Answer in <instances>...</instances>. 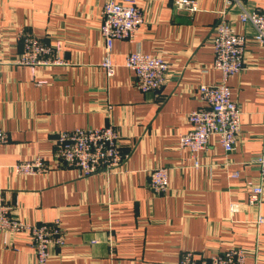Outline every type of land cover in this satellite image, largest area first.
<instances>
[{
    "label": "crops",
    "instance_id": "0c3cea01",
    "mask_svg": "<svg viewBox=\"0 0 264 264\" xmlns=\"http://www.w3.org/2000/svg\"><path fill=\"white\" fill-rule=\"evenodd\" d=\"M104 1L0 0V126L8 134L0 143L3 201L26 222L59 218L66 235L50 248L47 264H175L184 250L209 256L235 246L245 250L247 264H264V221L254 223L258 208L247 204L246 186L258 174L252 158L264 152V47L231 7L227 17L248 39L244 68L226 80L240 106L239 133L230 152L210 137L193 166L179 136L191 127L187 113L202 105L199 84L221 79L211 67V40L223 1L194 0L190 11L174 0H137L143 22L134 41L113 40L110 76L100 65ZM243 2L264 10V0ZM19 30L57 46L64 63H15ZM136 49L163 52L169 63L158 90L134 86L124 59ZM108 124L127 154L119 168L77 176L54 163L57 132ZM35 156L45 164L40 172L15 171L16 162ZM155 166L168 167L162 193L148 186ZM259 212L264 218V182ZM0 264H36L27 234L6 244L0 235Z\"/></svg>",
    "mask_w": 264,
    "mask_h": 264
},
{
    "label": "built area",
    "instance_id": "2783aa9c",
    "mask_svg": "<svg viewBox=\"0 0 264 264\" xmlns=\"http://www.w3.org/2000/svg\"><path fill=\"white\" fill-rule=\"evenodd\" d=\"M222 1L211 40V67L220 71L221 79L216 83L199 84L198 94L202 105L187 113L186 118L191 127L179 136V144L188 148L193 166L199 165L197 153L207 147L210 137L214 136L223 150L230 152L239 133L240 106L231 98L226 80L244 68L243 52L248 39L227 17L231 7L236 8L238 21L253 29L251 40L264 47V10H250L243 0ZM174 5L190 11L196 9L194 0H174ZM100 12L99 33L103 42L100 65L110 76L116 66L110 58L113 40L134 41L143 22L142 11L137 0H105ZM16 39L22 42V50L15 58V63L30 68L64 63L57 55V46L43 43L34 34L19 30ZM124 65L134 72L133 84L142 92L158 90L167 79L169 63L163 52L136 49L125 55ZM7 137V132L0 126V143L5 142ZM119 139L117 129L111 124L59 131L52 153L54 163L74 168L77 176L112 172L127 157L126 153L120 151ZM252 161L258 174L255 180L246 181L247 204L258 208L254 223L259 225L264 221L259 212L263 196L264 152L256 155ZM13 166L18 174L31 175L40 172L45 164L41 156H35L16 162ZM168 172L166 166H155L148 170V186L153 192L162 193L167 189ZM231 210H235V207L231 206ZM20 233L27 234L36 264H47L50 248L62 245L66 235L59 218L49 223H30L14 217L10 204L4 202L0 195V235L3 243H8L9 238ZM245 259V250L235 246L209 256L184 250L175 264H247Z\"/></svg>",
    "mask_w": 264,
    "mask_h": 264
}]
</instances>
